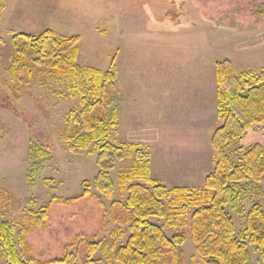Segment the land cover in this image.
<instances>
[{"label":"rangeland","instance_id":"rangeland-1","mask_svg":"<svg viewBox=\"0 0 264 264\" xmlns=\"http://www.w3.org/2000/svg\"><path fill=\"white\" fill-rule=\"evenodd\" d=\"M47 29L63 37L80 36V66L106 72L114 62L117 82L105 83L92 111L94 118L106 121L112 108L109 95L117 105L122 95L123 123L113 137L107 136L108 142H132L130 128L141 117L145 130L136 131L159 133L150 149L142 147L151 178L167 189H196L214 167L209 139L221 124L214 60L228 59L237 73L264 68V0H0V220L13 226L25 259L106 264L102 245L114 243L116 249L129 236L123 223L131 212L125 208L128 192L119 191L118 176L132 167L135 150L109 171L114 194L105 196L94 185L99 166L97 152L88 153L92 143L86 150L67 146L79 130L75 125L66 129V115L79 108V98L68 94L66 77L42 71L22 82L11 80L12 43L23 44L12 41L13 36ZM255 143L264 146V123L253 125L226 151L239 163L243 149ZM85 190L87 195L72 203L52 202L44 215L53 198L69 200ZM255 204L264 213V180L241 182L234 207H225L237 238L246 243L247 215ZM180 231L189 236L188 225ZM164 234L170 239L175 231L166 227ZM89 243L97 245L90 257ZM181 249L185 264H193L194 257L205 264L189 237ZM247 249V264H264L254 245L247 243ZM161 260L170 264L168 255ZM0 264L8 263L4 258Z\"/></svg>","mask_w":264,"mask_h":264},{"label":"trees","instance_id":"trees-1","mask_svg":"<svg viewBox=\"0 0 264 264\" xmlns=\"http://www.w3.org/2000/svg\"><path fill=\"white\" fill-rule=\"evenodd\" d=\"M79 39V35L63 37L50 29L37 35L15 34L12 41L20 40L23 44L12 43V62L8 71L11 80L16 82H22L24 77L30 79L33 72L38 75L42 71L45 76L66 77L68 94L79 98V108H71L66 115V129L75 125L79 130L72 142L67 141V146L86 150L92 143L88 153L97 152L99 166L94 185L105 196L114 194L109 171L116 161L131 157V151L135 150L132 167L118 176L119 191L128 192L125 208L131 212L123 223L128 225L129 236L116 249L114 243L102 245L101 249L108 254L106 264H163L161 257L167 255L170 264H185L181 245L188 237L195 245L198 258L205 264H247V243L256 247L264 263V213L259 205L255 204L247 215V243L237 238L233 220L225 209L226 206L234 207L236 188L241 182L264 180V146L255 143L244 148L239 163H234L226 151L253 125L264 123V68L237 73L228 59L214 60L216 114L221 121L213 128L209 139L216 157L214 167L200 188L167 189L150 176L148 152H142L145 144L131 142L119 146L108 142L107 136L112 134L113 137L117 133L118 107L113 94L109 95L112 108L106 121L93 117L92 111L102 97L105 83L110 82L113 86L117 75L114 62L112 69L106 72L77 64ZM14 87L16 91L17 85ZM35 173L33 169L31 174ZM136 180L149 184L150 188ZM86 195L85 190L69 200L53 198L42 211L45 215L52 202L69 204ZM153 218L161 223H152ZM185 225L189 227V236L180 231ZM166 227L175 231L170 239L164 234ZM19 237L22 241L23 234ZM87 249L90 257L97 245L89 243ZM111 250H115L113 254H109ZM4 258L8 264H44L23 258L16 247L13 226L0 220V260ZM66 261L67 258L54 259L45 264ZM193 264H199L195 257Z\"/></svg>","mask_w":264,"mask_h":264},{"label":"crops","instance_id":"crops-1","mask_svg":"<svg viewBox=\"0 0 264 264\" xmlns=\"http://www.w3.org/2000/svg\"><path fill=\"white\" fill-rule=\"evenodd\" d=\"M117 77H118V75H117ZM116 82H117V78H116ZM121 100H122V95L119 96V102L117 105L118 106L117 132H118V127H119L120 123H123V119L119 123V121H120L119 117L121 114L119 104H120ZM130 129L134 132V134L132 135V138H133L132 142L133 143H142V144L148 145L149 149H150L152 142H156L157 138L159 136V133L156 130L150 134H145L143 131H136V130H145V127L142 123L141 117H139V116L137 117V119L135 120V123L133 124V126ZM150 152H151V150H150ZM155 180L158 182H161V180L158 178H156Z\"/></svg>","mask_w":264,"mask_h":264}]
</instances>
